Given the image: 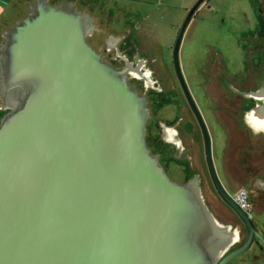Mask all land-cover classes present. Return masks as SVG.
Instances as JSON below:
<instances>
[{"label":"water","instance_id":"water-1","mask_svg":"<svg viewBox=\"0 0 264 264\" xmlns=\"http://www.w3.org/2000/svg\"><path fill=\"white\" fill-rule=\"evenodd\" d=\"M205 1L188 9L173 62L246 241L229 251L238 230L213 215L199 176L171 178L151 151L148 98L129 81L131 62L114 66L88 42L95 18L70 0H31L0 42V264H228L263 239L219 181L181 73L182 37ZM254 114L264 120V103Z\"/></svg>","mask_w":264,"mask_h":264},{"label":"flooded vegetation","instance_id":"flooded-vegetation-1","mask_svg":"<svg viewBox=\"0 0 264 264\" xmlns=\"http://www.w3.org/2000/svg\"><path fill=\"white\" fill-rule=\"evenodd\" d=\"M79 9L88 11L95 18L97 30L87 37L88 42L114 66L123 67L127 61L132 63L129 81L136 85L140 93L146 94L150 107L146 140L151 151L159 154L171 178L185 181L199 176L205 203L213 215L220 223L238 230V242L229 251L241 246L247 238L246 226L233 207L223 199L212 180L200 124L175 71L173 47L180 26L167 45L159 41L160 37L157 39L158 35L149 25L145 28L141 20L121 29V33L116 34V41L108 43L106 38L110 33L106 32L104 36L103 31L111 23L119 24V18L111 19L109 16H112V12L106 9L99 13L83 7ZM180 50L181 45V73L209 134L211 123L225 134L223 175L217 173L219 181L237 205V192L241 188L247 190L249 208L243 210L252 218L264 239V120L256 118L254 114L255 107L264 103V98L258 94L259 89L264 87V43H256L250 49L247 60L243 58L238 63L239 71H235L236 62L227 58L225 53L218 50L204 53L207 58L200 66L203 70L200 77L188 75L186 78L181 66ZM146 85L150 86L145 89ZM162 109L165 120L159 114ZM160 121L171 127L176 126L182 143L186 142L187 134L199 132V138L197 135L194 141L202 143L207 173L192 172L193 167L173 156V145L164 141L159 129ZM211 144L213 146L212 138ZM263 239L255 236L251 246L243 252L252 249L251 258L248 257L249 262L245 264L264 263ZM234 259L228 264H235L232 263Z\"/></svg>","mask_w":264,"mask_h":264},{"label":"rangeland","instance_id":"rangeland-1","mask_svg":"<svg viewBox=\"0 0 264 264\" xmlns=\"http://www.w3.org/2000/svg\"><path fill=\"white\" fill-rule=\"evenodd\" d=\"M49 1L56 3L63 0ZM70 1L75 2L79 8L83 7L94 13H99L102 9L110 10L112 12V16H109L111 19L114 17L119 18L120 23H111L103 31L104 36L110 33L118 37L116 34H120L121 29L130 27L133 23L141 20V24L145 28L149 25L158 35L157 39L160 37L159 41H163L166 45L171 43L177 33V28L185 17L183 15V19L178 21L183 13L179 11L178 7L183 4L184 0ZM95 2L98 4H92ZM13 3L14 5L19 4L17 0H14ZM28 9L29 6L22 9V12L25 11L26 13ZM174 23L178 24L172 28L171 25H174ZM256 43H264V0H206L198 7L184 33L180 50L183 73L186 78L189 77L188 75L200 77L203 74L200 66L207 58L204 53L216 50L225 53L230 60H234L236 62L234 69L239 71L241 60L243 58L247 60L248 52L250 53V49ZM252 62H254V59H252ZM146 86L145 89L150 85ZM6 112L0 107V119ZM159 114L165 120L163 109L160 110ZM210 127V135L213 141V162L217 173L223 175L222 155L225 134L221 128L215 126V124L213 126V123L210 124ZM159 129L164 141L173 145V156L193 167L192 172H208L202 143L197 144L194 141L199 132L195 131L187 134L185 136L186 142L182 143L180 140L181 134H178L176 126L171 127L167 123L165 124L164 121H160ZM260 218L263 217L260 216ZM251 253L252 249H249L246 253L236 256L232 263L245 264L249 262L248 257L251 258Z\"/></svg>","mask_w":264,"mask_h":264},{"label":"crops","instance_id":"crops-1","mask_svg":"<svg viewBox=\"0 0 264 264\" xmlns=\"http://www.w3.org/2000/svg\"><path fill=\"white\" fill-rule=\"evenodd\" d=\"M13 1L14 0H0V42L3 40V36L5 34V31L12 24H14L18 19L23 17L24 14H26L25 11L22 12V9H24L25 7L28 8V1H31V0H17L19 2L18 5H14ZM196 1L197 0H184L183 4L178 7L179 11L183 12L182 15H181L182 17L178 18L179 19L178 21L183 19V15L185 16L187 14L188 9ZM92 4H98V3L95 2V3H92ZM176 16H178V15H176ZM177 24L178 23H174V25H171L172 28H174L175 25H177Z\"/></svg>","mask_w":264,"mask_h":264},{"label":"built area","instance_id":"built-area-1","mask_svg":"<svg viewBox=\"0 0 264 264\" xmlns=\"http://www.w3.org/2000/svg\"><path fill=\"white\" fill-rule=\"evenodd\" d=\"M236 200L242 209L249 208V196L245 188H241L236 194Z\"/></svg>","mask_w":264,"mask_h":264},{"label":"trees","instance_id":"trees-1","mask_svg":"<svg viewBox=\"0 0 264 264\" xmlns=\"http://www.w3.org/2000/svg\"><path fill=\"white\" fill-rule=\"evenodd\" d=\"M177 162L181 163L180 161H177ZM185 181H186V180H185Z\"/></svg>","mask_w":264,"mask_h":264}]
</instances>
